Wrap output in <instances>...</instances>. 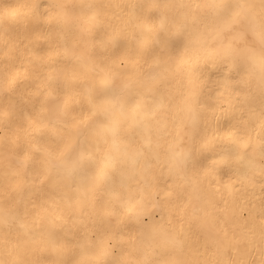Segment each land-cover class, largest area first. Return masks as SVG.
Returning <instances> with one entry per match:
<instances>
[{
    "label": "bare ground",
    "instance_id": "1",
    "mask_svg": "<svg viewBox=\"0 0 264 264\" xmlns=\"http://www.w3.org/2000/svg\"><path fill=\"white\" fill-rule=\"evenodd\" d=\"M261 22L0 0V264H264Z\"/></svg>",
    "mask_w": 264,
    "mask_h": 264
},
{
    "label": "snow or ice",
    "instance_id": "2",
    "mask_svg": "<svg viewBox=\"0 0 264 264\" xmlns=\"http://www.w3.org/2000/svg\"><path fill=\"white\" fill-rule=\"evenodd\" d=\"M235 7L242 9V10L246 9V6L242 4L236 5ZM241 14L245 16L246 20L248 21L249 27H251L253 31H256V28H255L256 21L251 16V14L248 13L246 10L243 11ZM259 39L261 42L260 66H261L262 72H264V22H261L259 25ZM183 163H184V160L182 159L180 161V164L183 165Z\"/></svg>",
    "mask_w": 264,
    "mask_h": 264
}]
</instances>
